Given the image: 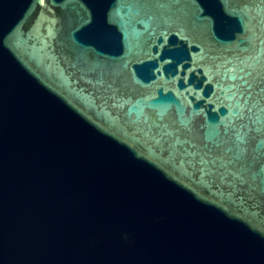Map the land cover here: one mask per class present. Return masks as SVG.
<instances>
[{
    "label": "water",
    "instance_id": "95a60500",
    "mask_svg": "<svg viewBox=\"0 0 264 264\" xmlns=\"http://www.w3.org/2000/svg\"><path fill=\"white\" fill-rule=\"evenodd\" d=\"M0 264H264V0H0Z\"/></svg>",
    "mask_w": 264,
    "mask_h": 264
}]
</instances>
